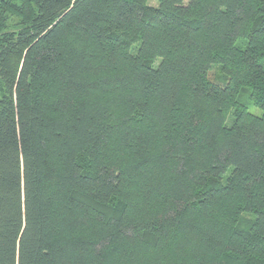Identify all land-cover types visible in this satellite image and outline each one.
Returning a JSON list of instances; mask_svg holds the SVG:
<instances>
[{
  "label": "trees",
  "instance_id": "16d2710c",
  "mask_svg": "<svg viewBox=\"0 0 264 264\" xmlns=\"http://www.w3.org/2000/svg\"><path fill=\"white\" fill-rule=\"evenodd\" d=\"M154 1L0 0V264H264V0Z\"/></svg>",
  "mask_w": 264,
  "mask_h": 264
},
{
  "label": "rangeland",
  "instance_id": "374dc122",
  "mask_svg": "<svg viewBox=\"0 0 264 264\" xmlns=\"http://www.w3.org/2000/svg\"><path fill=\"white\" fill-rule=\"evenodd\" d=\"M150 4L152 5H156L155 1L154 0H150ZM220 75V69L219 68H213L212 69V72H211V78L214 79L215 77H219ZM249 111L250 113L254 114V115H257V116H261L263 111L261 109H258L252 105H249Z\"/></svg>",
  "mask_w": 264,
  "mask_h": 264
}]
</instances>
